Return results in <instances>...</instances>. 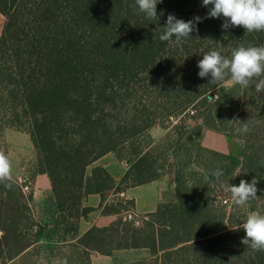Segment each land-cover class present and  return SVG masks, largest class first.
Segmentation results:
<instances>
[{
  "label": "trees",
  "instance_id": "obj_1",
  "mask_svg": "<svg viewBox=\"0 0 264 264\" xmlns=\"http://www.w3.org/2000/svg\"><path fill=\"white\" fill-rule=\"evenodd\" d=\"M207 12L202 0H162L156 20L138 13L135 0H0L6 18L0 38V148L7 129L28 133L35 174L48 175L52 183L42 225L32 222L33 197L13 178L10 188L0 183V264H28L34 254L56 257L57 250L70 252L68 264H91L93 252L139 248L151 251L152 264H264V251L241 244L243 223L264 200V92L255 91V80L246 88L209 83L211 77L200 78L197 67L210 50L230 57L239 46L264 45V31L224 30L223 17L207 18L180 44L160 40L168 14L188 21ZM191 115L203 125L191 129ZM168 121L173 129L157 143L150 130ZM246 122L249 132L238 133ZM203 128L239 139L240 152L232 156L204 147L198 140ZM181 148L191 158H215L233 185L256 177L258 199L235 211L224 199L204 198L207 186L218 183L202 174L191 185L181 169H173L169 154ZM109 153L129 165L118 183L104 167L87 172ZM238 169L242 176H234ZM166 175L176 177L178 202L161 204L145 226L121 217L110 227L79 234L80 219L93 211L84 206L89 194L102 196L104 213L123 214L130 209L106 204L112 193ZM24 227L40 231L33 239L24 236ZM3 241L10 247L7 257Z\"/></svg>",
  "mask_w": 264,
  "mask_h": 264
},
{
  "label": "clouds",
  "instance_id": "obj_2",
  "mask_svg": "<svg viewBox=\"0 0 264 264\" xmlns=\"http://www.w3.org/2000/svg\"><path fill=\"white\" fill-rule=\"evenodd\" d=\"M162 0H135L138 13L144 14L149 20L160 17L157 13V5ZM211 7H208L210 6ZM202 6L208 8L204 18L195 16L185 21L178 19L174 14H168L164 31L160 35L161 41L174 40L180 44L182 41L192 38L191 34L198 31L197 24L207 18H224L221 27L224 30L230 27H243L246 32L264 31V0H202ZM198 76L200 78L211 77L209 83L227 81L230 85L248 87L254 80L255 91L264 92V45L239 46L232 50L231 56H225L218 50H210L198 61ZM242 126L236 131L241 134L249 132L248 122L240 123ZM225 173L217 168L212 176L224 193L236 206H245L258 199L257 188L259 180L253 177L250 182L241 179L239 185H232L229 180L223 179ZM13 178V165L9 155L0 149V183L11 187ZM245 233L241 244L250 247L253 251H264V214L250 213L242 225ZM55 264H68L67 259H57Z\"/></svg>",
  "mask_w": 264,
  "mask_h": 264
},
{
  "label": "crops",
  "instance_id": "obj_3",
  "mask_svg": "<svg viewBox=\"0 0 264 264\" xmlns=\"http://www.w3.org/2000/svg\"><path fill=\"white\" fill-rule=\"evenodd\" d=\"M5 23V16L0 13V38ZM4 138L6 144H8L6 154L9 155L12 160L13 178H15L17 174L26 172V168L29 163L35 164L37 158L36 151L31 136L26 132L16 129H7L4 133ZM207 139H211V142L222 141L223 146L218 145L217 143L208 142ZM199 141L208 149L232 156L237 155L242 147V142L239 139L222 140L218 134L207 130L206 132L202 131V134L199 136ZM227 143H229V145H227ZM225 144L229 147V149H226ZM96 167H104L117 183L121 181L129 169V165L124 161H120L113 153L103 156L90 165L87 170L88 175H91L93 169ZM51 193L52 183L49 176L46 174L37 175L34 178L33 205L35 207H39L43 200H45L44 198L51 195ZM128 201L134 202L133 210L138 215L147 216L155 213L161 204H175L178 202L176 177L174 175H166L150 183L130 187L124 192L118 194L112 193L107 199L106 204L109 203L112 205L117 202L126 203ZM101 204L102 196L100 194H89L84 199V206L92 208L93 211L86 217H82L80 219V235H84L93 227H110L122 217V214H116L115 212L107 214L104 213V208ZM128 250L132 249H123L118 251ZM94 253L95 252H93L92 255Z\"/></svg>",
  "mask_w": 264,
  "mask_h": 264
},
{
  "label": "rangeland",
  "instance_id": "obj_4",
  "mask_svg": "<svg viewBox=\"0 0 264 264\" xmlns=\"http://www.w3.org/2000/svg\"><path fill=\"white\" fill-rule=\"evenodd\" d=\"M231 86L230 84L226 83L223 88H227ZM196 115H191L190 117H187L188 119V124L190 125L191 129L194 128L196 129L197 127H200L203 125V122L201 119H194ZM173 129V124L172 122L168 121L165 124H158L156 126H154L151 130H150V134L151 136L154 138L155 141H157V143L161 142L162 139L165 137V135ZM207 131H213L210 130L208 128H203V131L206 132ZM175 132V131H174ZM173 132V133H174ZM216 134H218V136L222 139V140H233V139H237L234 137H231L225 133H221V132H217V131H213ZM177 136V133L173 134V138H175ZM199 140V138H198ZM211 139H207L208 142ZM167 141H163V144H166ZM211 143H217L218 145H222L223 146V142L219 141V142H211ZM227 145H229V143H227ZM226 146V149H229V147ZM4 145L2 144L0 149H3ZM4 151L8 150V144L5 143V148L3 149ZM169 156L171 157V162L173 161L174 163V167L173 169L178 170L181 169L183 174H185V176L187 177V179L189 180L190 184H196V182L199 180V178L201 177L202 174L206 175V174H212L213 171H215L218 167H220L218 165V163L215 161V158H212V161H208L204 156H201L199 159H196L195 157H190V155H187L185 153V149L181 148L179 151H172L170 152ZM36 163V162H35ZM160 163L164 164L165 160L163 159V155L161 156L160 159ZM205 164V166H204ZM26 172H23L24 174H26L30 180L32 181L31 184V191L29 196L33 197V188H34V178L37 176L35 174V164H28L27 168H26ZM169 169V168H167ZM90 170V169H89ZM234 176H242V172L238 169L236 171V173H234ZM229 177L226 175L223 177V179L225 180H229V183L233 185V179H228ZM206 188V187H205ZM257 188L260 190L261 188L259 186H257ZM207 190V194L205 195L206 197L204 198H209V199H214L217 198L219 201L223 200L225 198L229 199V196L227 193H224L222 191V189L220 188L219 184L218 186L211 185V186H207L206 188ZM260 192V191H258ZM257 192V194H258ZM46 199V197L44 198ZM230 200V199H229ZM44 202V200H43ZM43 202L41 203V205H39V207H35L33 205V202H31L30 206H31V210H30V215L32 216V222L34 223H38L40 225H42V222H44L45 216L42 213V207H43ZM109 206H114L115 208H120L122 206L129 208V211L133 210L132 205V201H128L126 203H122V202H117L114 204H109ZM228 205H230L229 207L235 208V211L238 209L244 210L246 207L245 206H236L233 204V202L230 200L228 202ZM233 206V207H232ZM258 211H253V212H259L261 214H264V200L261 201L258 204ZM134 211V210H133ZM124 214H122V217L124 218ZM139 217L142 220V224L140 226H145V222L150 221L151 219L148 218L147 215H139ZM31 218V217H30ZM125 220V219H124ZM131 222V221H128ZM132 223V222H131ZM134 225V224H133ZM135 226V225H134ZM137 227V226H136ZM40 231L39 227H24L23 228V234L26 237L29 238H34V236L38 235V232ZM11 239H13L12 235H8ZM2 233L0 232V239H1ZM8 246L6 244V241H3V249L6 250V254L4 255V257L8 256V252H10V247L8 249ZM70 252L68 250H57L55 253L56 257L51 256L50 254H48V252L42 251L41 254L36 255L34 254L33 258H30V261L28 264H55V261L57 259H64L67 255H69ZM151 251L147 248H139V249H132V250H128V251H118L115 250L113 252L112 255H104L101 254L99 252H95L93 255H91V264H132V263H138L142 260H144L146 258V263L145 264H152L151 260ZM29 260V259H28ZM1 263V260H0ZM8 264H23V261L21 262H10Z\"/></svg>",
  "mask_w": 264,
  "mask_h": 264
},
{
  "label": "built area",
  "instance_id": "obj_5",
  "mask_svg": "<svg viewBox=\"0 0 264 264\" xmlns=\"http://www.w3.org/2000/svg\"><path fill=\"white\" fill-rule=\"evenodd\" d=\"M13 179L16 182V184L18 186H20V188L22 189L23 193L26 196H29L30 191H31V184H32V181L30 180V178L26 174L20 173V174H17L15 176V178H13ZM229 201L230 200L228 198L223 200L224 204H228ZM124 219L126 221H131L137 227H139L142 224L141 218L133 210L125 212Z\"/></svg>",
  "mask_w": 264,
  "mask_h": 264
}]
</instances>
